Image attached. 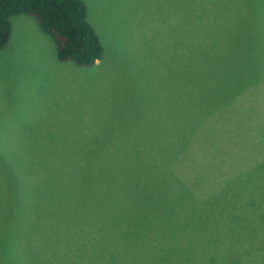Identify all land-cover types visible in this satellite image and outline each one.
I'll return each instance as SVG.
<instances>
[{
    "label": "rangeland",
    "instance_id": "obj_1",
    "mask_svg": "<svg viewBox=\"0 0 264 264\" xmlns=\"http://www.w3.org/2000/svg\"><path fill=\"white\" fill-rule=\"evenodd\" d=\"M82 1L91 66L10 17L0 264H264V0Z\"/></svg>",
    "mask_w": 264,
    "mask_h": 264
},
{
    "label": "trees",
    "instance_id": "obj_2",
    "mask_svg": "<svg viewBox=\"0 0 264 264\" xmlns=\"http://www.w3.org/2000/svg\"><path fill=\"white\" fill-rule=\"evenodd\" d=\"M227 9L238 10L239 6L234 8L230 5ZM214 11L213 9L211 13ZM197 13H205V16H208L209 10L206 7H198ZM16 14H28L36 20L40 29L55 42L56 57L59 61L91 66L102 57L103 47L98 34L87 20L84 1L0 0V50L10 38V17ZM42 203L40 199L36 202V211L40 210ZM26 213L22 208V214Z\"/></svg>",
    "mask_w": 264,
    "mask_h": 264
}]
</instances>
